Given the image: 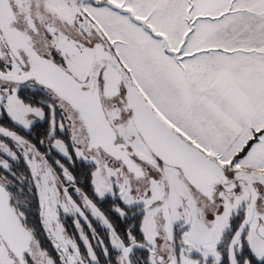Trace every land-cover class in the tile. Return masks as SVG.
I'll list each match as a JSON object with an SVG mask.
<instances>
[{
  "label": "snow or ice",
  "instance_id": "1",
  "mask_svg": "<svg viewBox=\"0 0 264 264\" xmlns=\"http://www.w3.org/2000/svg\"><path fill=\"white\" fill-rule=\"evenodd\" d=\"M0 264H264V0H0Z\"/></svg>",
  "mask_w": 264,
  "mask_h": 264
},
{
  "label": "flooded vegetation",
  "instance_id": "2",
  "mask_svg": "<svg viewBox=\"0 0 264 264\" xmlns=\"http://www.w3.org/2000/svg\"><path fill=\"white\" fill-rule=\"evenodd\" d=\"M102 207L106 209V208L108 207V204L105 203L104 205H102ZM113 219H114V218H113ZM120 226L122 227V225H120ZM69 227H70V223H69Z\"/></svg>",
  "mask_w": 264,
  "mask_h": 264
},
{
  "label": "trees",
  "instance_id": "3",
  "mask_svg": "<svg viewBox=\"0 0 264 264\" xmlns=\"http://www.w3.org/2000/svg\"><path fill=\"white\" fill-rule=\"evenodd\" d=\"M81 179H83V177H81ZM34 219H35V220L37 221V223H38V219H39L38 216H35Z\"/></svg>",
  "mask_w": 264,
  "mask_h": 264
}]
</instances>
